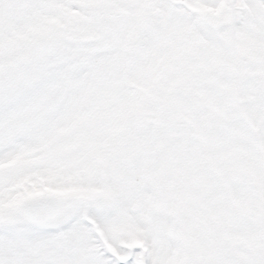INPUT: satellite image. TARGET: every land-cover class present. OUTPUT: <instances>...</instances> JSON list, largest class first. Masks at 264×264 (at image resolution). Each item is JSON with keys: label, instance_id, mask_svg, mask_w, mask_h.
I'll list each match as a JSON object with an SVG mask.
<instances>
[{"label": "snow or ice", "instance_id": "6c2138e0", "mask_svg": "<svg viewBox=\"0 0 264 264\" xmlns=\"http://www.w3.org/2000/svg\"><path fill=\"white\" fill-rule=\"evenodd\" d=\"M0 264H264V0H0Z\"/></svg>", "mask_w": 264, "mask_h": 264}]
</instances>
